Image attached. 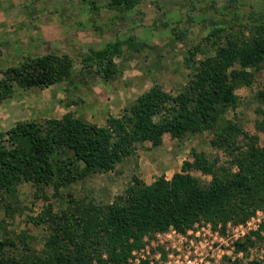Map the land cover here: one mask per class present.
Masks as SVG:
<instances>
[{"label":"trees","instance_id":"trees-1","mask_svg":"<svg viewBox=\"0 0 264 264\" xmlns=\"http://www.w3.org/2000/svg\"><path fill=\"white\" fill-rule=\"evenodd\" d=\"M103 1L104 9L123 15L136 11L141 0ZM96 2H89V12L101 7ZM227 3L218 16L238 10L241 2ZM230 19L232 23L212 26L198 44L190 45L184 65L192 78L174 94L153 85L119 118L108 117L104 126L66 115L20 121L0 136V204L5 211L23 183L58 192L113 172L138 145L158 147L164 135L180 140L208 133L216 152L210 156L193 150L191 160L170 179L160 176L145 184L133 176L123 194L108 204L75 200L69 194L68 210L53 213L48 206L28 219L47 228L41 249L35 250L26 234L17 235V241L3 238L0 264H127L132 252L153 235L169 231L185 235L199 224L224 232L228 225L245 224L264 209V145L226 117L239 103L235 91L251 87L254 72L264 63V20L253 11L244 20L239 13ZM139 44L131 36L114 38L100 49H89L81 69L111 81L118 73L114 60L122 46L136 49ZM72 75L73 61L66 54L27 56L0 70V103L12 97L15 86L46 88L71 82ZM257 97L264 98V93ZM218 152L226 157L225 163ZM257 241L264 244V222L243 241L234 242L235 257L224 258L225 264H264V256L247 258Z\"/></svg>","mask_w":264,"mask_h":264},{"label":"rangeland","instance_id":"rangeland-1","mask_svg":"<svg viewBox=\"0 0 264 264\" xmlns=\"http://www.w3.org/2000/svg\"><path fill=\"white\" fill-rule=\"evenodd\" d=\"M90 1L15 0L19 11L2 15L0 70L18 65L27 56L54 53L72 59L73 75L71 82L46 88L15 86L12 97L0 103V136L20 121L43 122L66 115L104 126L108 117L119 118L137 96L153 85L174 94L190 80L192 73L184 65L188 49L198 44L212 26L232 23L234 13L244 20L250 11L264 20V0H239L238 10H230L226 17L218 13L228 4L227 0H141L136 11L123 15L104 9L103 0H96L101 7L89 12ZM130 36L140 44L136 49L122 46L120 56L114 60L118 73L111 81L103 82L91 69H81L89 49L97 50L114 38L124 40ZM254 74L251 87L235 91L239 103L226 117L237 122L245 133L257 136L258 145L263 146L264 98L257 94L264 93V63ZM210 138L208 133L180 140L164 135L158 147L149 143L138 145L136 152L122 159L113 172L96 174L58 192L53 187L39 189L23 183L10 202V210L5 211L4 203L0 204V240L17 241V235L26 234L29 244L40 250L48 236L47 228L33 225L30 217L48 206L53 213L68 210L69 194L75 200L108 204L123 194L133 176L145 184L160 176L170 179L185 161L191 160L193 150L210 156L216 153L209 144ZM218 154L220 162L225 163L226 157ZM253 218L248 226L229 225L224 232L199 224L185 235L171 231L153 235L140 248L144 250L141 260L145 264H225L224 258L235 257L230 249L232 242L243 241L264 222V209ZM263 246L257 241L248 249L247 258L261 260ZM132 263L131 256L127 264Z\"/></svg>","mask_w":264,"mask_h":264},{"label":"built area","instance_id":"built-area-1","mask_svg":"<svg viewBox=\"0 0 264 264\" xmlns=\"http://www.w3.org/2000/svg\"><path fill=\"white\" fill-rule=\"evenodd\" d=\"M259 214V211L256 212L255 216ZM254 216V217H255ZM254 221V218H250L245 224H240V225H236V226H233L234 228H241L242 226H248L251 222ZM256 221L259 222L258 219H256ZM229 226V225H228ZM205 227H208V225H205ZM237 230V229H236ZM191 231V230H190ZM173 233H175L174 231H171ZM189 232V231H188ZM178 234V233H176ZM180 235V234H179ZM233 248H234V242H232V246L230 247V249L233 251ZM141 252H144V250L140 249L138 251H134L132 252V258H133V263L132 264H140V262L142 261L141 259H144V256L142 254H140ZM140 257V258H139Z\"/></svg>","mask_w":264,"mask_h":264},{"label":"crops","instance_id":"crops-1","mask_svg":"<svg viewBox=\"0 0 264 264\" xmlns=\"http://www.w3.org/2000/svg\"><path fill=\"white\" fill-rule=\"evenodd\" d=\"M9 1H7L8 2L7 4L5 0H0V22L4 20L2 15L4 16L5 14H10V13L16 14L17 11H19V8L15 7V3H14L15 0H9ZM54 5H57V2Z\"/></svg>","mask_w":264,"mask_h":264}]
</instances>
